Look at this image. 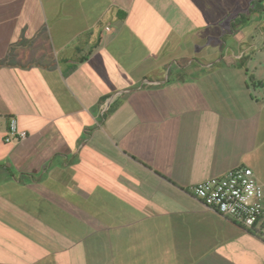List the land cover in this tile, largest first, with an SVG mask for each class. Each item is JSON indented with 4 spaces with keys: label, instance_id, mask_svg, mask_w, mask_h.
Returning <instances> with one entry per match:
<instances>
[{
    "label": "crops",
    "instance_id": "obj_1",
    "mask_svg": "<svg viewBox=\"0 0 264 264\" xmlns=\"http://www.w3.org/2000/svg\"><path fill=\"white\" fill-rule=\"evenodd\" d=\"M254 1L0 0V264H264L193 192L264 185Z\"/></svg>",
    "mask_w": 264,
    "mask_h": 264
},
{
    "label": "built area",
    "instance_id": "obj_2",
    "mask_svg": "<svg viewBox=\"0 0 264 264\" xmlns=\"http://www.w3.org/2000/svg\"><path fill=\"white\" fill-rule=\"evenodd\" d=\"M16 117L8 122L6 142L27 138ZM195 196L210 210L253 230L264 240V188L251 167L240 166L212 176L193 187Z\"/></svg>",
    "mask_w": 264,
    "mask_h": 264
},
{
    "label": "rangeland",
    "instance_id": "obj_3",
    "mask_svg": "<svg viewBox=\"0 0 264 264\" xmlns=\"http://www.w3.org/2000/svg\"><path fill=\"white\" fill-rule=\"evenodd\" d=\"M257 1H258L257 4L254 6V8L256 7V11L254 10V12L257 13V16H251L250 21L246 20V18L244 19L242 18L244 21L243 20L240 21H241V25H243V27L245 28L243 29L245 31L244 32L245 34H247L250 31V34L260 37V35H258L260 33V27L262 29L264 28V10H263L264 0L261 1L257 0ZM244 15H250V14L248 13V11H245ZM251 15H253V13H251ZM107 30H109V28H107ZM260 41L264 42V39ZM262 45L263 44H261V46ZM258 59H260L261 62L258 60H254L255 61L254 64L252 65L251 63L252 66L250 67V74L252 75L254 73V78L252 79V77H250L249 86L253 93V98L259 102H262L264 101V55H262ZM255 67H257L258 69H256ZM258 79L262 80L263 84L261 85L258 84ZM262 186L264 188L263 184ZM29 203L31 206H34V201H29ZM65 227L67 226L65 225Z\"/></svg>",
    "mask_w": 264,
    "mask_h": 264
},
{
    "label": "trees",
    "instance_id": "obj_4",
    "mask_svg": "<svg viewBox=\"0 0 264 264\" xmlns=\"http://www.w3.org/2000/svg\"><path fill=\"white\" fill-rule=\"evenodd\" d=\"M261 1V0H260ZM257 0H255L252 4H254V5H256L257 4ZM116 106H117V103H113V104H111V106L109 107V112H111V111H113L115 108H116Z\"/></svg>",
    "mask_w": 264,
    "mask_h": 264
}]
</instances>
